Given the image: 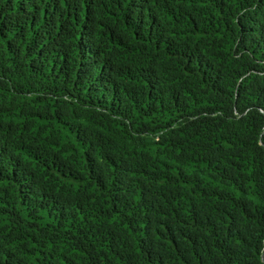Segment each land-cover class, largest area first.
<instances>
[{
	"label": "trees",
	"instance_id": "1",
	"mask_svg": "<svg viewBox=\"0 0 264 264\" xmlns=\"http://www.w3.org/2000/svg\"><path fill=\"white\" fill-rule=\"evenodd\" d=\"M0 264H264V0H0Z\"/></svg>",
	"mask_w": 264,
	"mask_h": 264
}]
</instances>
